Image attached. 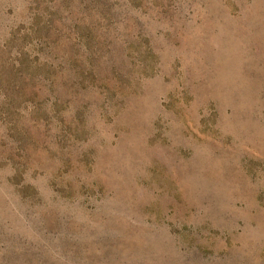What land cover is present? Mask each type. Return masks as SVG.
I'll list each match as a JSON object with an SVG mask.
<instances>
[{
    "label": "rangeland",
    "instance_id": "rangeland-1",
    "mask_svg": "<svg viewBox=\"0 0 264 264\" xmlns=\"http://www.w3.org/2000/svg\"><path fill=\"white\" fill-rule=\"evenodd\" d=\"M0 264H264V0H0Z\"/></svg>",
    "mask_w": 264,
    "mask_h": 264
}]
</instances>
